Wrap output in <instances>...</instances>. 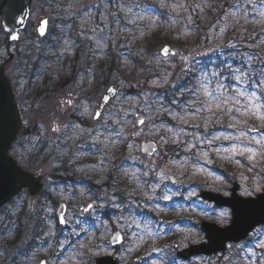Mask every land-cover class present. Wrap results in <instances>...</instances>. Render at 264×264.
<instances>
[{"label":"rangeland","instance_id":"374dc122","mask_svg":"<svg viewBox=\"0 0 264 264\" xmlns=\"http://www.w3.org/2000/svg\"><path fill=\"white\" fill-rule=\"evenodd\" d=\"M180 2L185 7L177 16L169 8H161L160 0L33 1L31 17L21 40L10 46V52L15 54L10 71L20 79L18 86L27 80L39 84L41 93L34 101V113L29 112L23 121L26 132L38 131L31 142L40 141L43 145L55 143L59 138L65 142L53 151L54 162L43 170L46 178L41 199L31 201L25 192H21L0 210V264H37L41 258L48 264H94L96 257L104 255L115 256L120 264H180L172 248L174 243L185 247L202 241L203 232L199 227L202 220L218 225L229 221V209H215L211 203L201 200V190L229 195L233 181L239 184L238 193L243 197H252L263 189L264 167L257 165L261 157L250 162L245 156L223 151L234 144L259 149V145L248 143L253 137L259 139L264 135V129L255 133L248 131L251 127L260 128L259 120L240 117L239 120H246V124H242L239 120L234 121L231 115H212L206 110L195 113V108L200 107V104H193L197 94L190 97L189 93L186 97L182 90H173L172 101H176L166 107L154 105L155 99L163 96L167 87L172 91L186 77L193 61L209 53H215L216 58L224 61L232 77L235 69L248 73V79L237 81L233 78L232 85H225L228 95H233L235 89L249 93L258 91L253 83L264 73V39L256 43L253 41L254 32L244 34L248 33L247 25L260 29L259 34L264 33V24L255 22L259 20L255 12L260 10V2L255 0L254 11L247 0H213L221 10L219 14H210V0ZM118 5L125 6L126 15L118 10ZM237 5L247 10L248 18L239 22L241 35L235 36L231 34L232 24L238 16H229L227 21L224 16L237 10ZM40 15L48 16L50 26L63 33L51 34L42 42L34 38L33 24ZM140 16L145 19H139ZM152 16L157 17L154 23L149 19ZM188 16H191V22ZM133 20L135 22L131 23ZM222 28L225 30L221 33ZM166 43L174 49L175 55H160V47ZM108 48L120 57L121 66L119 71L105 74L103 78L96 66L106 57ZM231 50L235 52L231 53ZM6 51L5 36L0 29V62L7 58ZM228 51L229 54L225 53ZM231 57H236L241 65L232 62ZM85 68L88 74L86 83ZM19 74L26 78L25 81ZM46 76L60 84L58 91L46 94L47 89L41 84ZM108 83H114L120 93L102 116L122 113L118 119L120 128L123 127V136H118L121 140L107 133L103 119L94 121L92 115L84 112L86 107L88 113H93L94 103ZM69 99L71 105L62 103ZM238 99L243 110L247 101L244 97ZM60 104L65 105V109ZM157 108L160 110L156 111ZM170 113L185 114L188 122L181 123ZM141 116L145 118V125L138 126L136 121ZM233 123L236 127H228ZM55 125L61 128L60 132L52 131ZM75 125L85 131L77 136ZM169 128L173 132H169ZM140 129H143L140 135H131ZM240 131L247 134L243 140L221 139L208 145L213 136L234 137ZM97 135L99 141L94 139ZM142 139L155 140L160 145L159 151L150 158L141 157L139 141ZM178 140L187 144L191 156H165L161 146ZM119 143L126 144L124 156L130 160V166L140 167L131 171L129 180L120 189L122 195L117 194L114 181L105 187L102 178L106 172L114 170L108 152L118 148ZM86 144L89 149L84 147ZM21 146L25 147L24 144ZM205 152L207 157L203 156ZM61 156L69 158L73 164L60 165L58 157ZM161 173L165 177L162 181ZM170 175L177 177L179 182L171 184L168 181ZM150 185L159 187L153 193ZM257 187L261 190L256 191ZM157 190L160 192L158 196ZM191 190H195L196 196L187 199ZM246 190L252 195H247ZM147 195H152L153 199H146ZM165 195L171 199H163ZM62 200L68 204L65 229L57 225L54 215L56 204ZM89 202L95 203V210L83 212ZM163 202L167 205L164 206ZM107 211L108 219L102 216ZM224 212L228 213L226 217L221 216ZM159 217L178 221L176 224L160 223ZM259 228L253 230L246 240L228 246L224 253L209 258L198 257L191 264L213 261L218 264H264V248L257 246L264 239V226ZM116 230L123 233L124 242L113 246L109 238ZM149 231L151 236L147 234ZM33 237L35 239L29 242ZM81 243L85 248L80 249ZM97 245L102 251L98 255L91 254L89 247L95 249ZM16 259L18 262H13Z\"/></svg>","mask_w":264,"mask_h":264},{"label":"water","instance_id":"95a60500","mask_svg":"<svg viewBox=\"0 0 264 264\" xmlns=\"http://www.w3.org/2000/svg\"><path fill=\"white\" fill-rule=\"evenodd\" d=\"M31 0H2L0 3V26L2 30L8 34L9 45L13 41L9 30H15L18 33L25 27L27 19L30 14ZM24 16L25 23L23 25L19 24L18 19ZM42 20H47L46 16H41L38 18L35 25V31L40 36L43 37L48 28V23L46 25L45 34L40 35L38 32L39 24ZM167 47L170 51L165 54L162 50ZM174 53L170 45H163L160 49V54L162 56L173 55ZM12 55H10L11 57ZM109 88H114L119 93V89L113 85L109 84L100 98L95 103V112H103L104 108L108 104L105 103L104 97L108 96L112 100L115 96L107 90ZM109 100V101H110ZM94 112V113H95ZM94 119V118H93ZM141 126V125H138ZM21 130V118L19 115L18 107L14 98V94L10 85V81L5 74L4 65H0V139L5 140L9 147L6 151L0 154V206L8 202L15 194L19 192L22 187H27L28 193L31 197H38L41 193L42 174L35 175L27 170L22 169L18 166L16 160L9 154V150L12 147L14 140ZM147 149V150H146ZM158 150V145L153 140H142L140 142V151L142 154L151 156ZM20 174L28 179L21 181L19 178ZM170 180L175 182L174 177H170ZM238 186L233 183L231 189V197L225 198L217 193L202 192L201 197L203 199L214 202L217 206H227L231 209L232 217L230 224L224 227H219L214 223L202 222L201 228L205 233V242L199 244H192L188 248L178 251L177 255L183 259H187L191 256L196 255H211L218 252L224 251L227 243L238 242L245 239L249 232H251L255 227L264 224V190L262 193L256 195L255 198H242L237 195ZM66 204L59 203L56 209V217L60 226H65V223H61V214L66 213ZM173 221V220H168ZM119 234L116 232L112 235ZM110 239L111 244H120L121 240ZM46 262L44 259L39 261V264ZM95 264H118L117 258L114 256H101L96 258Z\"/></svg>","mask_w":264,"mask_h":264},{"label":"snow or ice","instance_id":"6c2138e0","mask_svg":"<svg viewBox=\"0 0 264 264\" xmlns=\"http://www.w3.org/2000/svg\"><path fill=\"white\" fill-rule=\"evenodd\" d=\"M247 2L249 4L253 5V10L255 11V0H247ZM260 2V10L256 11L255 14L256 16L259 17V20H256V23H261L264 24V0H259ZM160 7L161 8H169L171 10V12L175 13L177 16H179V10L183 9L185 7V5L180 2V0H177L176 3H172L171 0H160ZM195 7H200V5H196ZM237 10L235 11H231L225 14L224 16V20L227 21L229 16L236 18L237 16H239L241 19H247L248 18V13L246 9H241L239 7V5L236 6ZM118 10L120 12H124L125 15L127 14L125 12V6L124 5H118ZM128 12L131 11L130 8L127 9ZM157 17L152 16L149 17V19L152 20V22L154 23ZM139 19L143 20L145 19L144 16H140ZM188 21L191 22V16L187 17ZM19 24L23 25L25 23V17L21 16L18 21ZM131 23H134L135 21H130ZM48 21L47 20H42L39 24L38 27V32L40 35H44L45 34V29H46V25H47ZM225 29L222 28L220 31L221 33L224 31ZM10 35H11V39L13 40H17L19 39V35L18 33H15V30H9ZM230 47H234V45H229ZM165 54L169 53V49L167 47H165L162 50ZM173 55H175V53H172ZM182 59H184L185 61H187L186 57H182ZM249 59H251V57H249ZM219 77L220 73L219 72H212V73H203L200 81H199V95H197V100L193 102V104H200V107H196L195 108V113H199L202 111H207L209 113H211L212 115H217V114H223V115H231V118L236 121L239 120L240 117H248V118H255L257 120H259L261 122V127L260 128H256V127H251L249 129V131H253V132H259L262 129H264V73H262L260 75V78L255 81L253 83V87L255 89H257L258 91H252V92H247L246 90H240V89H235L233 95H228L227 93V89L225 87V85H223L222 83L219 82V80H217V87L215 89L210 88V84H211V80L209 77ZM233 78L237 81H243L248 79V73L242 71L241 69H235L234 70V76ZM153 83H158L157 81H153ZM108 92H111L113 96H116L117 94V90L114 88H109L107 90ZM200 96L203 97V100L200 99ZM238 97H244L246 99V103L243 105V110H241V107H239L240 105V99H238ZM105 103L109 102L110 98L108 96H105L104 98ZM62 103H66L68 105L72 104V100H67V101H63ZM160 107H163V105H161ZM156 111H159L160 109L157 108L155 109ZM84 112L86 114H90L92 115V117L94 119L100 120L103 119L104 123L107 124L108 119H111L112 116L116 115L115 113H109L106 117L102 116V113L100 111H96L95 113H88V109L85 107ZM235 113V114H233ZM170 115H172L173 119H178L180 120L181 123H187L188 121L185 119V114H180V113H170ZM192 119H195V114L192 115ZM240 123L242 124H246V120H239ZM114 123L118 124L119 120L117 119L116 121H114ZM137 125H145V118L143 116L137 118L136 121ZM67 127V126H66ZM77 129V133L76 135L78 136L79 134L83 133L85 130L81 129L79 127V125H75L74 126ZM135 127V125H134ZM163 127V126H162ZM228 127H236V124H229ZM169 132H173V129L169 128L167 129ZM53 132H60L61 128L58 125L53 126L52 128ZM143 131V129H140L139 131L133 133V135H140L141 132ZM123 132V127L120 128L119 132L117 133V135H119L120 133ZM175 134V133H174ZM246 132L244 131H240V134L234 137H229V136H225V137H220V136H213L211 140L208 141V145L211 146L213 141L215 140H243L246 138ZM95 140L99 141V135H97L96 137H94ZM114 142V141H113ZM167 142V141H165ZM249 144L251 143H255L257 145L260 146L259 149H253L251 147H241L240 145H233L231 148H225L223 149V151L225 153H232L234 155H239V156H245L246 159H248L250 162H253L256 160L257 157H262L264 158V135H262L259 139H256L255 137L252 138V140L248 141ZM9 147V144L3 140L0 139V154H2L4 151L7 150V148ZM129 147L131 148L132 145L130 144ZM195 147V146H193ZM147 150V149H146ZM186 150H191V149H186ZM217 151H220V149H217ZM204 157L208 156V153L205 152L203 153ZM228 158V157H226ZM207 162V161H206ZM237 164H239L240 162L237 160L236 161ZM125 175H127V173H125ZM145 175H147V173H145ZM19 178L21 179V181H25L28 178L24 177L23 174H20ZM164 175L161 173L160 174V180L162 181L164 179ZM179 182V181H177ZM153 193L155 192V188L159 187V185H155V186H151ZM260 187L256 188V191H260ZM246 194L247 195H252L251 192H248L246 190ZM81 195H89V194H85V193H81ZM193 196H196V192L195 190H191L188 195H187V199H191ZM146 199H153L152 195H147ZM163 199L169 200L171 199V196L169 195H165L163 197ZM95 203L94 202H89L87 203L82 211L83 212H89V211H94L95 210ZM155 210V209H153ZM228 215L227 212L221 213L222 217H226ZM61 223H66L67 221L63 218V214H61ZM133 223H135V221H133ZM137 227H140L139 224H137ZM145 229H147V225H145ZM149 236L152 235V233L149 231L147 233ZM137 235V234H134ZM142 238V237H141ZM112 239L115 240H121L122 237L117 233L115 234ZM260 248H264V239H261L257 245ZM85 248V244L81 243L80 244V249ZM89 251L91 254L93 255H98L100 254V251H102L100 249V246L97 245L95 246V249H93L92 247H89ZM129 251H131V249H129ZM42 264H47V262H42Z\"/></svg>","mask_w":264,"mask_h":264},{"label":"trees","instance_id":"16d2710c","mask_svg":"<svg viewBox=\"0 0 264 264\" xmlns=\"http://www.w3.org/2000/svg\"><path fill=\"white\" fill-rule=\"evenodd\" d=\"M51 1L56 2L59 0H51ZM247 29L250 30L249 25H247ZM60 32H61V34L63 33L62 31H60ZM60 32H56L55 30H52L53 34H59ZM166 42L170 43V41H166ZM71 60L72 59L69 58L70 62H71ZM120 66H121L120 57L111 48H108L106 51V57L103 60H101L100 62H98L96 68H97V70L100 71V74H102V77L104 78L103 75H105V74L114 73L116 70L119 71ZM219 66L220 65L218 63L214 64L212 62V57H208V55L201 57L196 62L193 61L190 68L187 70L186 77L183 80L179 81L172 88V91H171V89H168V87L166 88L167 90H164L162 92L163 94L160 93V91H159V94H162L163 96L157 97L155 99L156 101L154 102V105L155 106L163 105V107H166L168 104H171V102L176 101L174 99L172 101V96H173V93L175 92L173 90H176V91L182 90L181 92L183 94H185L186 97L189 93L190 94L188 96L195 97V90L197 88H199V81H200L203 73H205L204 71H206V73H207V72H210L211 68H213L215 72H219L220 76L214 78V82H215L223 74V70L221 69L222 66L221 67H219ZM84 73H85L84 83H86V78H88L87 68L84 69ZM51 80H52L51 77L46 76L41 83L47 89L46 94H49L51 92H56L60 89V84L52 82ZM184 89H186L185 93H184ZM35 92H36V97L40 96L39 93H41V91L39 88V84H36ZM168 95H171V96H168ZM120 115L123 116L122 113L118 112L117 115L112 116V118L119 119ZM105 129H108L107 133H109L112 137H117L119 139L123 136L122 133L117 135V133L120 130L119 123L116 124L112 121H108ZM33 132H35V131L33 130ZM120 135H121V137H118ZM119 140H121V139H119ZM182 141L181 140H178L176 142L171 141L169 143L164 144L162 146V148L165 152V156L177 157V158H181L184 156H191L192 151L190 153L188 150H186V149H189V147L187 146V144L185 142H182ZM37 145H39V143ZM55 145H56V143H55ZM85 146H87L89 149L88 144L84 145V147ZM125 151H126V144L125 143H122V144L119 143L118 148H115L113 151L108 152V156H109V158H111L112 164H114V170L108 171L102 176L105 185H110V183L112 181L115 182V186H116V188H118V192H117L118 195L123 194V192L120 189L122 188V186H125V182H127V180H129V178H130L129 173H131L132 170H135V169L139 170L140 169V167H134L133 168V166H130L131 165L130 160L124 156V153H126ZM114 156H115V158H114ZM61 157H58V163H61L60 165H62L63 163H66V162L70 163V161L67 158L65 159V157H62V158ZM85 160L88 161V158H85ZM117 160L119 161L118 167L116 164ZM68 166H70V165H68ZM71 167L73 168L72 165H71ZM118 168H120V171L118 170ZM57 169H60L61 171H68L69 170V168L68 169L57 168ZM124 172H126L127 175H125ZM146 183H147V180H146ZM122 200L123 199H121V201ZM103 216L107 219L110 218L108 211L105 212L103 214ZM34 239L35 238H33L32 241Z\"/></svg>","mask_w":264,"mask_h":264},{"label":"flooded vegetation","instance_id":"af4514ba","mask_svg":"<svg viewBox=\"0 0 264 264\" xmlns=\"http://www.w3.org/2000/svg\"><path fill=\"white\" fill-rule=\"evenodd\" d=\"M6 74L11 81V85H12V88H13V91L15 94V100H16V103H17V106L19 109V113L21 116V120H22V131L20 134L21 136H19L20 137L19 141H17V143L15 145H13V147L11 149L12 150L11 153L16 154V156H14V157L16 158L18 163L23 168H25L26 170L33 172L36 175L40 174L41 172L45 173V171H43V170L49 164L54 162V160H52V158L54 157V152L45 146H40V145H29L28 146L29 132L25 131L24 125H23V121L25 122L26 115L29 114V112L34 113V111H33L34 101L36 100V98H38V96L36 97V92H35V86L36 85H34V83L29 82L28 80L25 81L26 78L24 79V77L21 74H19V75L21 76L22 79H24L23 81H25V82L21 86L16 85V84H18L17 81L19 78L15 74V72L13 73L10 71V63H7V65H6ZM60 105H62L61 107H63V109H65V105H63V104H60ZM25 132H26V134H25ZM22 139H23V141H21ZM21 144H24L25 147L21 146ZM50 159L52 160V162H50ZM19 160L22 161L23 163L22 162L20 163ZM70 164H73V163L70 162ZM103 183H104V181H103ZM104 185H105V183H104ZM107 186L108 185H105V187H107ZM21 192H25L31 201L37 202L39 200V198L38 199H31L28 195L26 188H23L21 190ZM20 256H21V254H19L18 258ZM196 258H198V257L188 259L186 262L181 261L179 259L178 260L176 259V261H180V264H183V263L191 264V261H195ZM17 259L13 260V262L17 261Z\"/></svg>","mask_w":264,"mask_h":264}]
</instances>
